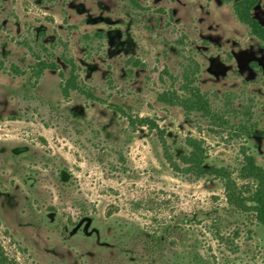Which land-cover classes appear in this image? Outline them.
I'll return each mask as SVG.
<instances>
[{
    "label": "rangeland",
    "instance_id": "1",
    "mask_svg": "<svg viewBox=\"0 0 264 264\" xmlns=\"http://www.w3.org/2000/svg\"><path fill=\"white\" fill-rule=\"evenodd\" d=\"M235 1L0 0V258L150 264L141 228L226 205L222 180L173 168L164 140L176 153L197 138L209 165L235 175L244 151L264 166V42ZM252 15L264 25V0ZM38 57L60 69L36 80ZM67 59L96 99L63 94ZM187 72L220 119L158 99ZM250 225L234 264H264V226Z\"/></svg>",
    "mask_w": 264,
    "mask_h": 264
},
{
    "label": "trees",
    "instance_id": "2",
    "mask_svg": "<svg viewBox=\"0 0 264 264\" xmlns=\"http://www.w3.org/2000/svg\"><path fill=\"white\" fill-rule=\"evenodd\" d=\"M258 3L259 0H236L233 8L238 19L250 28L252 35L264 42V25L252 15ZM67 62L70 65L69 73L60 72L63 77V94L68 96L72 90H79L96 99L79 84L75 62L71 59H67ZM30 69L37 80L45 70L56 71L60 67L53 59L38 57ZM196 81V74L187 72L180 88L164 90L158 99L166 104L181 106L188 113L200 112L203 116L220 119ZM129 122L135 126L158 128L149 117H130ZM256 128V124L240 126L245 137L252 136ZM185 143L187 148L173 153L167 141H163L170 165L177 169L183 168L197 177L213 176L221 179L226 205L191 213L180 211L166 221H156L144 229L138 228L140 230L137 235L144 242L143 249L150 264H234L231 256L241 252L239 240L243 233L247 239L252 238L254 230L250 224L264 226V166L257 162L252 153L244 151L241 166L235 175L226 166L209 165L206 148L197 138L187 137ZM232 217L237 218V223L229 228L228 223ZM199 225H205L201 232H198ZM213 243L217 244V249H213ZM0 261L2 264H10L4 255Z\"/></svg>",
    "mask_w": 264,
    "mask_h": 264
}]
</instances>
